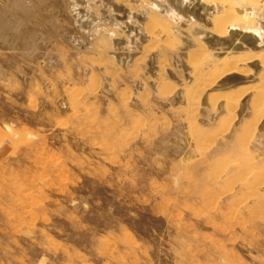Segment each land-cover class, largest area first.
Listing matches in <instances>:
<instances>
[{
  "label": "rangeland",
  "instance_id": "1",
  "mask_svg": "<svg viewBox=\"0 0 264 264\" xmlns=\"http://www.w3.org/2000/svg\"><path fill=\"white\" fill-rule=\"evenodd\" d=\"M86 6L0 0V264H264V98L249 125L250 94L232 112L207 98L243 80L200 83L182 52L169 99L142 90L157 56L147 85H119L79 56L116 5ZM226 39L222 56L264 48ZM260 69L238 72L255 83Z\"/></svg>",
  "mask_w": 264,
  "mask_h": 264
},
{
  "label": "crops",
  "instance_id": "2",
  "mask_svg": "<svg viewBox=\"0 0 264 264\" xmlns=\"http://www.w3.org/2000/svg\"><path fill=\"white\" fill-rule=\"evenodd\" d=\"M104 1L105 3L114 1L116 10L113 11V8H110L108 16L111 17L112 12L116 16L113 22H109V20L107 22L106 18L103 21L97 18L93 25L94 32L89 37V47L79 53L81 62L91 69L100 68L102 73L113 77L114 82L119 83L121 86L126 79H136L140 82L141 87V85H147L152 80V77L145 73L146 62L153 56H157L155 86L153 89L146 87L142 90H145V95L157 97L161 100L169 99L178 89L184 88L179 78H168L165 75L167 69H172L169 59L176 53H183L182 59L192 70L194 68L202 70L198 81L203 83L206 79L210 81L216 68L221 67L220 59H229L239 55L241 52L254 51L252 49L238 50L234 54H230V56H222L220 53L223 50L221 49L222 46H219V39L227 38L226 43L231 46L241 43L242 38L247 39L249 46H252V44L258 45L260 41L264 42V29L256 21L257 16L255 14L256 8H258V11L264 10L263 7L259 6H263L264 0H257L258 2L256 0H237L238 2L235 0H216L217 2L215 0ZM81 2L87 4L85 10L90 16H100L102 14L101 3H103V0H81ZM223 3L224 6H222ZM228 6L232 7L237 15L236 21L232 24L225 23L229 21L231 14L234 13L232 11V13L229 11L226 13L225 8H229ZM233 17L234 15L232 14ZM214 22L217 24L215 23V25ZM254 22L258 26L255 25V29L251 30ZM223 25L225 26L221 28L223 31L220 33L218 30ZM214 27L218 29H213ZM214 30H216L215 33ZM206 43L211 44L208 46L209 44ZM224 43L222 42L221 44L224 46ZM57 46L59 50H68L61 42H58ZM261 50H264V48H261ZM255 62L239 63L236 67L238 69L242 68L244 71L245 69L252 70V67L255 68V65L258 64ZM241 74L244 73L236 71L232 74L223 75L214 81L218 86L224 78L233 80V82L240 79L243 80V82L235 84L228 89L218 88L208 91L207 98L209 102L216 99L217 102H224L225 105L226 101L220 95L231 93L234 90L236 93V89L238 93V90H241L240 88L251 86V75L248 76V80H245L247 78H244ZM96 80L97 74L95 71L90 72L87 83H91V81L95 83ZM86 86L83 88L92 87ZM248 94L252 97V92L248 91L239 100ZM138 99L141 100V98ZM250 113L248 118H246V122L252 116V110H250Z\"/></svg>",
  "mask_w": 264,
  "mask_h": 264
},
{
  "label": "bare ground",
  "instance_id": "3",
  "mask_svg": "<svg viewBox=\"0 0 264 264\" xmlns=\"http://www.w3.org/2000/svg\"><path fill=\"white\" fill-rule=\"evenodd\" d=\"M216 1V0H215ZM214 1V2H215ZM223 1V0H222ZM235 1H237V0H235ZM234 1V2H235ZM239 1V0H238ZM237 1V2H238ZM217 2V1H216ZM226 2H228V1H226ZM249 2V1H248ZM247 2V3H248ZM228 3H230V2H228ZM227 3V4H228ZM240 3H242V2H240ZM252 3V2H251ZM226 4V5H227ZM253 4V3H252ZM222 5V4H221ZM240 5V4H239ZM243 5V4H242ZM249 5V4H248ZM254 5V4H253ZM264 5V4H263ZM222 6H224V3H223V5ZM232 6V5H231ZM250 6V5H249ZM229 7V6H228ZM223 8V7H222ZM230 8V7H229ZM249 8V7H248ZM262 8V7H261ZM226 10V13H227V11H229V9L228 8H225ZM222 12V11H221ZM236 12H238L237 10H236ZM252 12V11H251ZM220 13V12H219ZM230 13H232L231 11H230ZM253 13V12H252ZM222 14H223V12H222ZM232 14L234 15V17L232 18ZM231 14V18L229 19V21H227V22H225V23H230V24H232L234 21H236L235 19H236V14H235V12L234 13H232ZM229 15V14H228ZM255 15V14H254ZM230 16V15H229ZM214 17V16H213ZM240 17V16H239ZM245 18H246V16H245ZM213 19V18H212ZM212 21V20H211ZM248 21V20H247ZM237 22H239V21H237ZM242 22V21H241ZM216 22H214V24H215ZM221 23V22H220ZM219 23V24H220ZM236 23V22H235ZM249 23V22H248ZM217 24V23H216ZM215 24V25H216ZM240 25V24H239ZM241 25H244V24H241ZM219 26V25H218ZM218 26H216V27H218ZM224 26L225 25H223L222 27H220V29L218 30V31H220V33L223 31V30H221V28H224ZM238 26V25H237ZM246 26V25H245ZM216 27H214L213 29H218V28H216ZM250 28V27H249ZM252 30V29H251ZM217 31V32H218ZM216 32V30H214V33ZM164 39V38H163ZM194 52V51H193ZM191 53V52H190ZM240 53V52H239ZM189 55V54H188ZM191 56V55H190ZM230 56V55H229ZM232 56V55H231ZM193 60V59H192ZM220 61H221V63H222V65H221V67L220 68H216V71H215V73H213L212 74V76H211V80L208 82V85H212V83L217 79V78H220L221 76H223V75H227V74H232V73H234V72H238V71H244L242 68H240V69H238L237 67H236V65L237 64H239V63H245V62H248V61H256L259 65H260V71L258 72V74H257V78L256 79H258L257 81H255V83L253 82L252 84H250L251 86H249V87H246V88H240L241 90H238L239 92L237 93V89H236V93H235V90L233 91V92H231V93H228V94H222V95H220V96H222L224 99H225V101H226V103H227V106L229 107V109H227V110H229V112H232L233 110H234V108L236 107V104H237V101H238V99L240 98V97H242L246 92H248V91H250V92H252V97H251V107H252V110H253V114H252V119L249 121V125H251L252 126V124H256L257 122H258V119H259V117H260V115H261V113H262V102H263V98H264V50H259V51H255V52H252V51H245V52H241L239 55H237V56H235V57H233V58H224L223 60H221L220 59ZM255 62V63H256ZM212 65V64H211ZM214 69V68H213ZM242 69V70H241ZM211 70V69H210ZM209 70V71H210ZM208 74V73H207ZM207 80V79H206ZM241 86V85H240ZM203 88H204V85L202 86ZM210 87V86H209ZM195 88H196V86H195ZM198 92H199V90H197ZM187 93H189V92H187ZM195 94V93H194ZM198 94V93H197ZM212 94V93H211ZM188 95V94H187ZM217 97H219V96H217ZM216 98V97H215ZM214 102H216V101H214ZM231 115V114H230ZM227 117H229V114H227L226 115ZM231 118V117H230ZM227 120H229V119H227ZM248 124H246V125H248ZM245 125V124H244ZM255 126H253V131H254V128ZM250 129H251V127H249ZM249 129V130H250ZM244 130V129H243ZM244 133H246L245 131H243ZM248 134H250V133H248Z\"/></svg>",
  "mask_w": 264,
  "mask_h": 264
},
{
  "label": "flooded vegetation",
  "instance_id": "4",
  "mask_svg": "<svg viewBox=\"0 0 264 264\" xmlns=\"http://www.w3.org/2000/svg\"><path fill=\"white\" fill-rule=\"evenodd\" d=\"M252 52H255V51H252Z\"/></svg>",
  "mask_w": 264,
  "mask_h": 264
}]
</instances>
